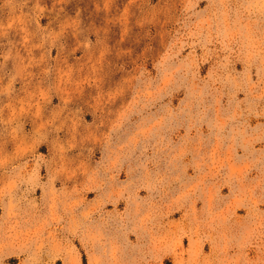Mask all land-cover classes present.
<instances>
[{
	"label": "rangeland",
	"instance_id": "obj_1",
	"mask_svg": "<svg viewBox=\"0 0 264 264\" xmlns=\"http://www.w3.org/2000/svg\"><path fill=\"white\" fill-rule=\"evenodd\" d=\"M0 264H264V0H0Z\"/></svg>",
	"mask_w": 264,
	"mask_h": 264
}]
</instances>
